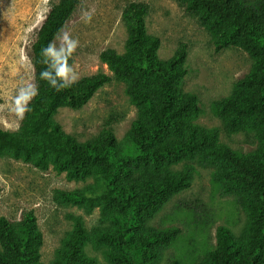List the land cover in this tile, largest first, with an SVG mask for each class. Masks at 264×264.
Returning <instances> with one entry per match:
<instances>
[{
	"label": "trees",
	"instance_id": "16d2710c",
	"mask_svg": "<svg viewBox=\"0 0 264 264\" xmlns=\"http://www.w3.org/2000/svg\"><path fill=\"white\" fill-rule=\"evenodd\" d=\"M182 10L212 33L215 53L237 47L252 58L251 69L237 79L230 93L215 99L210 109L227 133L252 135L254 149L242 152L217 145L218 127L195 122L202 112L194 92L183 89L187 45L180 43L166 59L157 56L160 39L148 34L145 17L149 5L129 2L122 11L126 29L124 50L106 48L99 54L110 73L98 72L75 82L57 75L62 65L73 62L70 51L59 53L53 40L80 3L58 0L44 16L30 46L36 87L23 111L18 133L0 128V150L12 156L33 158L43 166L48 158L69 176L85 177L94 172L104 184L101 194L67 191L68 201L104 199L117 211L113 232L96 234L97 242L114 248L113 264H151L162 249L178 237L177 227L146 225L171 196L187 188L193 166L177 174L160 170L198 152L214 169L211 182L222 197H231L244 213L239 236L219 224L215 243L191 264H264V0H175ZM52 80L56 81L55 86ZM125 84V93L137 109L123 144L116 140L112 125H105L91 139L79 141L51 120L59 107L81 108L101 86L111 81ZM86 232L79 218L63 240L59 257L51 264H90L82 250ZM42 233L32 210L14 222L0 215V264H43L39 248Z\"/></svg>",
	"mask_w": 264,
	"mask_h": 264
},
{
	"label": "rangeland",
	"instance_id": "374dc122",
	"mask_svg": "<svg viewBox=\"0 0 264 264\" xmlns=\"http://www.w3.org/2000/svg\"><path fill=\"white\" fill-rule=\"evenodd\" d=\"M132 1L148 3L145 17L148 34L160 39L157 56L166 59L180 43L187 45L183 89L194 92L202 107L195 122L202 127H218L217 145L247 152L256 146L252 135L242 132L227 134L213 115V100L230 93L234 82L252 67V58L237 47L215 53L212 33L187 15L175 0H80V3L52 42L59 52L73 53L68 67V82L98 72L110 73L99 54L106 48L121 53L127 36L122 11ZM58 0H0V128L18 133L23 111L36 87L30 46L44 16ZM137 116L136 106L125 93V84L111 81L96 90L79 109L59 107L51 120L61 130L79 141L96 137L101 129L112 125L121 146L131 121ZM198 152L160 170L177 174L192 165V178L187 188L171 196L160 210L147 220L151 228L177 227L176 240L162 249L151 264H191L201 260L204 250L215 243V229L226 225L235 236L245 226L244 213L231 197H222L211 182L214 167ZM89 191L101 194L103 181L91 172L85 177L69 176L48 158L36 166L33 158L14 157L8 149L0 150V215L18 221L24 211L32 210L42 233L39 248L43 264H51L63 249V240L79 218L86 232L83 252L90 264H113L109 254L114 248L95 240L100 232H113L117 211L104 199L71 202L60 193Z\"/></svg>",
	"mask_w": 264,
	"mask_h": 264
},
{
	"label": "clouds",
	"instance_id": "9594fccd",
	"mask_svg": "<svg viewBox=\"0 0 264 264\" xmlns=\"http://www.w3.org/2000/svg\"><path fill=\"white\" fill-rule=\"evenodd\" d=\"M70 72V69L67 68L66 65H62L59 69L57 75L60 76L62 79L65 80V84L68 82V73ZM52 84L55 86L56 81L52 80Z\"/></svg>",
	"mask_w": 264,
	"mask_h": 264
}]
</instances>
